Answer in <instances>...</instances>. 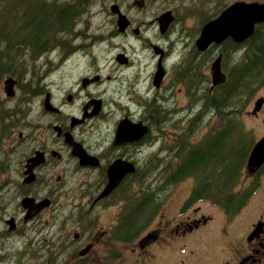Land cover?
Segmentation results:
<instances>
[{
	"label": "flooded vegetation",
	"instance_id": "1",
	"mask_svg": "<svg viewBox=\"0 0 264 264\" xmlns=\"http://www.w3.org/2000/svg\"><path fill=\"white\" fill-rule=\"evenodd\" d=\"M142 1L140 6L131 0L126 8L117 4L127 20L121 28L118 15L110 10L107 35L79 31L74 33L79 42L71 50L55 47L63 52V62L79 52L83 60L74 74L55 84L42 77L24 82L27 98L37 100L38 123L15 167L9 159L8 166H0V264H126L125 250L131 245V264H150L154 255L155 264H191L198 255L194 246L202 240L201 230L214 220L202 209L205 202L223 217L216 231L221 248L216 264H264V152L257 161L250 160L255 144L264 141V82L247 94L236 117L241 124V117L247 116L263 129L261 135L249 130L239 168L242 181L223 199L206 193L209 183L195 182L174 206V187L194 179L201 161L191 168L186 163L194 153L195 158L206 155L201 149L220 122L210 97L223 82L212 83L211 64L222 57L223 41L204 51L195 46L202 26L218 15L208 17L202 6L184 10L182 17L174 8L152 16L145 12L149 0ZM167 11L172 18L162 31L157 18ZM192 16L188 47L182 20ZM177 19L180 29L173 25ZM104 42L111 52L92 61L88 47ZM211 50L214 58L208 67L204 56ZM220 67L225 75L221 61ZM16 87L17 80L15 95ZM15 95L5 96L6 103ZM26 138L18 132L8 143L16 148ZM209 141V155L203 159L213 153L215 141ZM70 142L82 147L83 159L73 154ZM36 153L37 163L29 169ZM117 161L127 166L125 174L110 193L98 198ZM201 168L203 174L214 172L209 166ZM255 196L253 211L247 206ZM24 198L32 199L27 207ZM108 208L115 210L107 226L100 217ZM126 212L134 221L127 233Z\"/></svg>",
	"mask_w": 264,
	"mask_h": 264
},
{
	"label": "trees",
	"instance_id": "2",
	"mask_svg": "<svg viewBox=\"0 0 264 264\" xmlns=\"http://www.w3.org/2000/svg\"><path fill=\"white\" fill-rule=\"evenodd\" d=\"M89 2L90 0H0V84L4 76H12L17 80L19 94L13 99L20 100L21 92L26 95V84L22 82V65L27 60H36L54 46L64 47L63 35L70 33L80 23L78 17ZM246 40L237 44L227 38L220 44L223 45L220 49L223 53L221 64L226 79L210 97L220 122L209 133L206 145L201 149L206 155L195 158L198 154L194 153L185 165L191 168L201 161L194 176L199 185L209 183L207 194L219 196L220 199L226 197L229 189L238 182L239 168L250 142L236 117L251 90L255 91L264 82V22L256 25L253 34ZM233 53L236 57L242 55L234 62H229V59L233 60L235 57ZM253 75L252 80L248 79ZM206 98L208 99V95ZM22 103L18 101L16 105L8 106L5 99L0 97V157L3 156L1 140L11 135L12 129L19 125L17 115L22 113L17 111V107ZM209 140L215 141L214 150L209 158L203 159L209 155ZM207 166L213 168L214 172L203 174L201 167ZM183 176L181 174L179 177ZM123 218L125 232L134 229L133 214L128 215L126 212ZM126 240L130 241L131 238L126 237Z\"/></svg>",
	"mask_w": 264,
	"mask_h": 264
},
{
	"label": "rangeland",
	"instance_id": "3",
	"mask_svg": "<svg viewBox=\"0 0 264 264\" xmlns=\"http://www.w3.org/2000/svg\"><path fill=\"white\" fill-rule=\"evenodd\" d=\"M234 1H239V0H149V4L146 6L145 12L147 15L153 14H159L166 8H174L175 12L179 15H181L184 10L191 11L192 8H195L197 6L201 7L203 12L205 14L209 15H217L219 14V11H221L223 8L228 6ZM246 2H252V1H258V2H263L264 0H243ZM120 4L121 6H124V8L128 7L131 3V0H90L88 7L81 13V15L78 17L79 23L76 25L74 28L75 30L71 31L68 34L63 35V38L65 39L64 42V47L62 49H67L71 50L73 44L79 42V38L74 39V33L77 32H86L89 34H102V35H107L109 29L111 28L110 23L112 21L111 17V12H110V6L112 4ZM187 7V8H186ZM195 14V13H193ZM182 17V15H181ZM196 16L192 17H187L182 20V22H186V29L185 33L187 36H185V43L187 44L188 42V47L190 46V40L193 32V24L195 21ZM179 18V16H178ZM177 29H180L179 21L178 19L174 22L173 24ZM85 27H88L86 30ZM85 30V31H84ZM60 35V34H59ZM195 37L193 36L192 40ZM187 46V45H186ZM59 46H54L51 51L47 52L44 54L42 57H39L38 59L32 61V60H27L25 64L22 65V82H35L39 81V77L43 80L44 82H54L59 83L63 78L70 74H74L78 68V64L83 60L81 56H79V52L75 53L71 58H69L66 62H63L62 59V53L58 48ZM110 46L108 44L104 43H96L90 47H88L90 54L93 55L91 60H100L102 59L106 54L109 55L111 50H109ZM213 50H211L208 54H205L204 59L206 60V63L208 61V67L210 66V63L213 59ZM236 56L232 59H229L230 61H235ZM83 63L81 64V66ZM207 67V70L205 71L206 73H209V68ZM84 70V69H80ZM252 74V73H251ZM250 76V75H249ZM252 77H248V79L252 80ZM7 78L4 76L3 79ZM38 78V79H37ZM3 79L0 84V97L2 99H5V94L3 91ZM19 94V89L16 87V97H18ZM22 97L20 100L18 99H13L10 102L8 101L6 104L8 106H13L18 103V101L23 102L20 106L17 107V111H20L22 114L17 115V119L19 120V125L15 127V130L13 131L12 135L10 137H6L3 140H1V150H3L4 156L0 157V166H8L9 161L6 159L10 160V166L15 167L16 162L20 159V156L22 153L28 150L30 144H29V139H31V136L33 135V130L36 129L37 123H38V103L36 102L37 100L34 99V97H30L29 99L27 98L26 95L21 92ZM173 98H177V102L181 101V96L179 95H174ZM28 101L26 102V100ZM164 111V110H163ZM242 120V127L241 130H244V135L246 136L247 139H250L251 133L249 130H251L253 135H261L263 133V129L259 126L258 123H255L251 121L249 118L246 117H241ZM206 127H204L203 130L198 132L197 134H200L204 132ZM22 132L24 137H27L26 139H23L20 142L19 147H11L8 142H12L13 138H17V133ZM196 134V135H197ZM11 153V154H9ZM3 155V154H2ZM7 161V162H6ZM71 176L74 178L75 182L78 181L76 179V176ZM148 181V179H147ZM239 181H242L241 177ZM238 181V182H239ZM244 181V179H243ZM198 183V179L196 177L189 178L185 180L183 183H179L177 186L174 187V201L173 205L176 206L180 199L185 198L187 190L189 186H191L193 183ZM258 203V196H255L251 203L247 206L250 210L255 211L256 205ZM202 209L204 211H210L214 215V220L213 222L207 226L206 228L201 230V235H202V240L200 241V244L197 245L198 248H195L196 251L198 252V255L196 259L191 263V264H216L217 261L216 259L218 258V255L221 253V248H220V243L217 244L216 242V236H217V229L219 225L223 222V217L221 212H214L213 208H210L208 204L205 202L201 204ZM114 210L108 208L107 210L103 211L101 213V221L103 222L104 225H109L112 219V216L114 215ZM217 211V210H216ZM242 213H245V211H242ZM252 213V212H251ZM244 217V215H242ZM193 246L190 244V248ZM132 245L128 247L125 250V258H126V264H131L132 260L131 258L133 257L132 255ZM156 252H159L157 250ZM158 257L157 255H154L151 257L148 262L150 264H155L157 261ZM173 261L172 259H169ZM156 264H161V261H158Z\"/></svg>",
	"mask_w": 264,
	"mask_h": 264
},
{
	"label": "water",
	"instance_id": "4",
	"mask_svg": "<svg viewBox=\"0 0 264 264\" xmlns=\"http://www.w3.org/2000/svg\"><path fill=\"white\" fill-rule=\"evenodd\" d=\"M134 4L142 6V0H134ZM110 10L112 13H116L117 16V25L120 28L127 23L126 17L120 13L119 7L117 4H112L110 6ZM172 15L170 11L162 13L158 18V23L160 26V30L166 29L168 23L171 21ZM264 22V1H252L246 2L243 0L234 1L225 8H223L220 13L214 17L213 19L207 21L201 28L199 36L195 40V46L199 51H204L211 44H220L227 38H230L232 41L236 43H240L250 37L256 25ZM158 47L154 46L156 51ZM221 57L218 56L214 59L211 64V77L212 83L214 85L220 84L224 82L225 75L220 67ZM161 68L158 71V76L161 74ZM15 78L9 76L3 80V91L6 97H13L15 95ZM46 108L48 107V102H45ZM50 109V108H48ZM73 146V154L77 155L80 159L85 157L84 150L79 144L70 142ZM264 141H258L251 153V158L254 161L261 156L264 150ZM40 156V155H39ZM32 164L27 167L31 169L34 163H37V153L34 157L30 158ZM125 163L121 164L120 161H117L115 164L110 166L108 170V183L103 188L98 198L106 196L108 193L112 191V189L119 183L123 175L126 171ZM131 169V166L129 167ZM31 200L29 198H24L22 203L26 206L27 204H31ZM26 203V204H25ZM27 205V206H28ZM26 206V207H27Z\"/></svg>",
	"mask_w": 264,
	"mask_h": 264
},
{
	"label": "bare ground",
	"instance_id": "5",
	"mask_svg": "<svg viewBox=\"0 0 264 264\" xmlns=\"http://www.w3.org/2000/svg\"><path fill=\"white\" fill-rule=\"evenodd\" d=\"M16 96V95H15Z\"/></svg>",
	"mask_w": 264,
	"mask_h": 264
}]
</instances>
